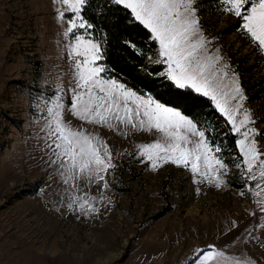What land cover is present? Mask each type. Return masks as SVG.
Instances as JSON below:
<instances>
[{
	"label": "rangeland",
	"instance_id": "374dc122",
	"mask_svg": "<svg viewBox=\"0 0 264 264\" xmlns=\"http://www.w3.org/2000/svg\"><path fill=\"white\" fill-rule=\"evenodd\" d=\"M197 2L209 54L218 49L221 64L238 76L264 151V93L253 99L264 87V52L239 28L225 33L238 17ZM73 15L58 0H0V264H191L195 250L209 245L232 258L227 264H264V211L247 191L255 181L241 195L245 181L233 167L220 187L196 183L198 176L172 163L153 170L138 146L158 133L122 135L68 113L76 41L66 30ZM75 35L90 38L84 29ZM62 92L65 119L106 141L116 165L107 189L79 182L74 194L97 197L98 211L90 214L67 207L73 193L49 161L46 100Z\"/></svg>",
	"mask_w": 264,
	"mask_h": 264
},
{
	"label": "snow or ice",
	"instance_id": "6c2138e0",
	"mask_svg": "<svg viewBox=\"0 0 264 264\" xmlns=\"http://www.w3.org/2000/svg\"><path fill=\"white\" fill-rule=\"evenodd\" d=\"M116 6L130 10L134 21L143 25L150 39L158 44L157 59L150 61L166 66L156 75L171 82L177 90H191L214 102L215 109L225 118L229 132L237 137L239 161L232 167L239 169L245 181H255L247 191L256 198L257 207L264 211V151L257 143L261 135L256 128L251 112L244 106L246 99L239 86V78L230 68L221 64L219 50L209 54L211 43L203 34L197 15V0H108ZM65 10L73 13L68 17L67 33H73L76 41L70 53L73 57L72 96L68 113L86 124L119 129L122 135L129 130L158 133V138L149 144L139 145V155L151 162L156 170L164 163H172L188 169L196 183L225 184L224 176L229 165L224 162L221 146H212L206 137L211 126L198 129L197 123L182 115L178 106H166L152 95H138L114 79H105L101 73L106 68L99 63L103 59L101 45L84 35L76 36L79 29H91L81 15L88 0H58ZM221 9L240 18L242 31L257 49L264 52V0H218ZM61 20L65 12H59ZM137 51H139L137 49ZM143 54V53H141ZM79 58V59H77ZM147 59V57H145ZM45 113V141L50 149L49 161L56 174L68 185L70 194L67 207L74 205L85 214L98 211L96 196L81 192L80 181L109 188L106 176L113 163V152L106 141L81 125L76 127L65 119L63 92L55 100L48 99ZM255 214V213H254ZM264 228V225H260ZM232 259L214 245L197 249L191 264H227ZM236 264H241L239 260ZM244 264H248L247 261Z\"/></svg>",
	"mask_w": 264,
	"mask_h": 264
},
{
	"label": "trees",
	"instance_id": "16d2710c",
	"mask_svg": "<svg viewBox=\"0 0 264 264\" xmlns=\"http://www.w3.org/2000/svg\"><path fill=\"white\" fill-rule=\"evenodd\" d=\"M199 3L219 4L218 0H199ZM81 15L93 25L91 29H84L85 33L101 45L103 59L99 63L106 68L101 73L102 76L124 84L139 95L150 94L166 106H178L177 110L197 123L198 129L202 125L205 128L210 125L211 134L206 132V137L212 141L213 147L219 145L222 149L216 155L222 156L229 168L232 167L233 160L239 161L237 137L229 132L230 126L226 125L225 118L215 109L214 102L191 90H177L171 82L156 75V72L166 67L150 63L158 58L156 52L159 46L149 38V31L134 21L130 10L111 4L108 0H88ZM241 23L239 18V22L233 28L225 30V33L236 28L243 33ZM243 35L248 43H252L247 35ZM254 46L257 49L255 44ZM262 83L264 79L258 85ZM261 92L264 93V87L254 93L253 99L261 96Z\"/></svg>",
	"mask_w": 264,
	"mask_h": 264
}]
</instances>
